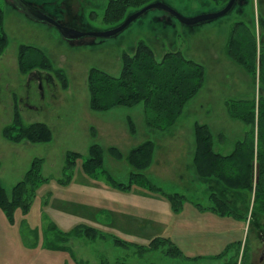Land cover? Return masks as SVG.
Segmentation results:
<instances>
[{
    "label": "rangeland",
    "instance_id": "rangeland-1",
    "mask_svg": "<svg viewBox=\"0 0 264 264\" xmlns=\"http://www.w3.org/2000/svg\"><path fill=\"white\" fill-rule=\"evenodd\" d=\"M54 15L57 10L63 21L71 22L64 12L72 9L83 27L106 31L115 26L104 21L110 0H24ZM164 1L190 18L220 10L210 0H153ZM17 0H0L5 13L4 27L9 45L0 57V178L9 196L25 177L36 158L43 159L42 173L49 181L39 187L31 211L16 213L15 224L9 223L0 209V264H79L71 250H56L63 233L78 226H89L124 240L148 245L157 237L170 239L186 258H172L164 250L139 255L136 248L117 246L108 235L97 240L78 239L71 246L80 264H225L237 251L249 250V264L260 261L264 242L253 232L251 218L264 223V216L253 211V194H238L236 204L225 216L211 208L216 205L210 194L213 190L194 182L192 170L195 123L208 124L214 135L217 151L231 153L242 140L247 126L234 119L228 103L259 100L260 82L238 63L229 60V37L237 22L256 35L257 44H264V27H258L259 15L264 18V0H242L230 14L213 21L188 26L167 12L155 9L133 22L125 31L112 38L65 39L53 25L33 19ZM133 13V12H131ZM61 22V21H60ZM139 41L151 45L157 60L166 52H180L206 68L208 83L186 106L178 122L168 131L147 126L143 104L118 106L108 111L90 107L88 74L99 67L118 76L122 55L132 54ZM21 45L43 49L56 68L65 70L69 80L67 90L53 73L35 70L23 75L19 70L18 51ZM264 51V46L262 47ZM264 54V53H263ZM208 78V76H207ZM18 111L26 125L45 123L53 131L47 143L22 141L14 143L3 137ZM136 126L133 134L129 124ZM162 146L166 153L163 165L168 171L156 170L154 164L145 174L163 191L187 197L179 215L162 193L133 186L122 193L101 180L91 187L79 160L71 177L66 180L64 166L68 152L88 157L93 144L102 146L104 169L121 183H128L133 169L125 161L115 159L109 148L117 147L124 155L146 141ZM199 205L203 210L197 208ZM249 210V212H248ZM257 219L255 222L257 223ZM53 224L54 228H49ZM256 225V224H255ZM254 225V227H255ZM243 246L237 250L240 243ZM233 251L225 259L216 258ZM264 261V260H263Z\"/></svg>",
    "mask_w": 264,
    "mask_h": 264
},
{
    "label": "trees",
    "instance_id": "trees-1",
    "mask_svg": "<svg viewBox=\"0 0 264 264\" xmlns=\"http://www.w3.org/2000/svg\"><path fill=\"white\" fill-rule=\"evenodd\" d=\"M230 0H210L222 9ZM259 4L261 0H258ZM153 2V0H110L104 13V21L121 24L131 12H135ZM242 3V0H237ZM40 8H43L40 6ZM72 9L64 12L71 22H65L58 15H54L63 24L83 30H92L83 27L77 21V14ZM5 13L0 7V57L9 45V37L5 31ZM259 26L264 27V18L259 15ZM258 26V27H259ZM257 44L256 35H253L244 22H237L229 37L227 54L230 59L241 65L257 83L260 82L262 94L250 101L228 103L230 114L234 119L242 121L247 126V131L242 140L236 144L234 152L223 155L214 148L215 137L207 124L196 123L194 128L197 152L195 165L198 174L207 179H216L225 188L232 192H248L253 194V211L255 215L264 216V51ZM132 54L124 52L122 55L121 73L114 76L107 71L92 67L88 74L90 90V107L94 111H108L118 106L132 107L143 104L145 120L148 127L159 131H168L184 113L187 104L195 98L205 85L206 68L194 60L185 58L180 52H166L161 60H157L156 52L148 43L139 41ZM18 65L21 74L29 75L35 71L53 73L61 82L63 89L69 87L67 73L62 68H56L46 52L36 46L21 45L18 51ZM129 124L133 134L136 126L130 119ZM3 137L14 143L28 141L31 143H47L53 139L52 129L45 123L26 125L19 112L15 111L13 121L4 127ZM156 145L153 141H146L124 155L117 147L109 148V153L117 160H125L133 169L128 183H121L104 169L105 150L98 144L89 148L88 157L77 152H68L64 166L66 180L71 177L79 160H84L82 166L85 174L92 179L105 182L110 187L120 191H130L133 186L149 188L162 193L172 203L173 210L179 213L183 207L184 196L178 193L167 194L157 186L146 174L154 161ZM43 159L33 160L25 177L13 188L11 196L7 193L0 178V209L5 213L9 223L15 224L16 213L20 209L27 215L32 208L39 187L49 181L42 173ZM1 168V162H0ZM216 209L222 213L229 211L227 203L216 194H212ZM54 228V225H49ZM72 238H86L97 240L106 238L99 230L89 226H78L71 233H63L60 241L53 248L56 250H71L68 242ZM117 246L123 248H136L139 255L148 252L164 250L172 258H186L183 251L168 238H155L148 245L133 244L113 237ZM243 246H240L237 250ZM234 245L228 246L227 252L216 258L225 259L233 251ZM245 247V245L243 246ZM249 250L243 251L241 264H249ZM241 251H237L225 264H239ZM103 264H108L103 260ZM117 264H125L117 262Z\"/></svg>",
    "mask_w": 264,
    "mask_h": 264
},
{
    "label": "water",
    "instance_id": "water-1",
    "mask_svg": "<svg viewBox=\"0 0 264 264\" xmlns=\"http://www.w3.org/2000/svg\"><path fill=\"white\" fill-rule=\"evenodd\" d=\"M21 2L24 9L29 15L38 21L49 23L55 26L61 35L67 40H79L85 37L90 38H112L125 31L133 22L146 15L152 10L159 9L167 12L181 23L188 26H195L201 23L216 20L229 14L235 7L237 0H230L225 7L213 13L200 14L198 16L187 18L183 16L178 10L171 7L164 1H156L150 3L138 11L130 14L121 24L106 31L83 30L73 26H68L60 22L55 16L40 7H35L24 0H17Z\"/></svg>",
    "mask_w": 264,
    "mask_h": 264
},
{
    "label": "crops",
    "instance_id": "crops-1",
    "mask_svg": "<svg viewBox=\"0 0 264 264\" xmlns=\"http://www.w3.org/2000/svg\"><path fill=\"white\" fill-rule=\"evenodd\" d=\"M250 1V3H251V0H249ZM262 2V0L260 1V3ZM43 9V8H42ZM49 13V12H48ZM231 13V12H230ZM229 13V14H230ZM51 14V13H50ZM258 15H260L259 13H258ZM261 16V15H260ZM263 18V17H262ZM256 19H257V17H256ZM260 27V26H259ZM262 46V45H261ZM263 46H264V44H263ZM259 47H260V45H259ZM134 51H135V49H133ZM134 51H132L133 53H134ZM162 59V58H161ZM229 60H231L230 58H229ZM232 61V60H231ZM207 76H208V78H207ZM208 80H209V75H208V73L206 74V81H205V85L208 83ZM205 85H204V87H205ZM203 87V88H204ZM202 88V89H203ZM196 124V123H195ZM195 124L193 125V133H194V128H195ZM208 125V124H207ZM209 126V125H208ZM210 127V126H209ZM211 128V127H210ZM211 131H212V129H211ZM212 133H213V131H212ZM246 133V132H245ZM213 135H214V133H213ZM195 136V135H194ZM214 137H215V135H214ZM155 143V142H154ZM143 144V143H142ZM236 144H237V142H236ZM236 144L234 145V147H233V149H232V151H231V153H228V154H223V153H221V152H219V151H217L216 149H215V151H217V152H219V153H221V154H223V155H230V154H232L233 152H234V150H235V148H236ZM141 145V144H140ZM155 145H156V148H155V155H154V157H155V167H156V170H161L162 172H165V171H168L169 169H170V166L169 165H163L164 163H165V160H166V153H165V151L163 150V148H162V146H157V144L155 143ZM194 145H195V149H194V156H193V163H192V165H191V167H192V170H193V172H194V175H195V178L193 179V181L194 182H199V183H201V184H203V185H205L206 187H207V190H213V192H211V194H210V196H211V198H212V194H216L221 200H223L224 202H226L227 203V207H229V209H230V206H233L234 204H236V202H235V198H236V196H238V194H241L240 196H242V195H244V194H242V193H238V192H232V191H230V190H228L227 188H225L224 187V185L222 184V183H220V182H218L216 179H207V178H203V177H201L199 174H198V171H197V168H196V165H195V156H196V152H197V142H196V140H195V142H194ZM215 146V145H214ZM102 147V146H101ZM138 147V146H137ZM136 148V147H135ZM215 148V147H214ZM153 164H154V161H153ZM87 176V175H86ZM88 177V176H87ZM87 179H89V181L90 182H87V184H90V186L91 187H93V188H95V184L96 183H98V182H100V181H98L97 182V180H95V179H92V178H87ZM118 190V189H117ZM120 191V190H119ZM120 192H122V193H128V192H130V191H126V192H124V191H120ZM165 193H167V192H165ZM243 193H247V194H249V197L247 198V200H246V205H248L249 204V198L251 197V194L250 193H248V192H243ZM167 194H175V193H167ZM179 194V193H178ZM181 195H183V194H181ZM164 196V195H163ZM185 198H184V201H183V207H182V209L184 208V205L186 204L185 203V201H187V197L185 196V195H183ZM164 198L165 199H167V197H165L164 196ZM213 199V198H212ZM168 200V199H167ZM169 201V200H168ZM170 202V201H169ZM171 203V202H170ZM171 206H172V209H173V205H172V203H171ZM197 206V208H199L200 210H203V208H201L199 205H196ZM182 209H181V211H182ZM214 212H216L217 214H220V215H223V216H225V214L224 213H222L221 211H218L217 209H216V206H214V207H212L211 208ZM181 211L179 212V213H176V212H174V210H173V212L175 213V214H177V215H179L180 213H181ZM248 212H249V210H248ZM252 219V218H251ZM102 234H104L105 236L106 235H108V236H110V237H117V235H109V234H105L104 232H102V231H100ZM117 238H119V237H117ZM160 238H165V237H160ZM78 239H86V238H72L67 244H68V246H73V242L74 241H77ZM120 240H124V239H122V238H119ZM89 240V239H88ZM124 241H126V242H129V243H133V244H138V243H134V242H130V241H127V240H124ZM132 248H134V247H132ZM231 253V252H230ZM229 253V254H230ZM77 263H81V262H79L78 260L76 261Z\"/></svg>",
    "mask_w": 264,
    "mask_h": 264
},
{
    "label": "flooded vegetation",
    "instance_id": "flooded-vegetation-1",
    "mask_svg": "<svg viewBox=\"0 0 264 264\" xmlns=\"http://www.w3.org/2000/svg\"><path fill=\"white\" fill-rule=\"evenodd\" d=\"M52 15V14H51ZM59 20V19H58ZM60 21V20H59ZM85 38H90V37H85ZM82 39H84V38H82ZM79 40H81V39H79ZM69 41H71V40H69ZM72 41H78V40H72ZM255 219H257V218H253V219H251L253 222H252V225H251V230L253 231V232H255L256 234H258L259 236H260V238H261V236H262V242H264V223H261V222H259L258 220L259 219H257V223L255 222ZM256 224V225H255ZM254 225H255V227H254ZM264 244V243H263ZM264 250H262V253H261V257H260V261L263 263L264 261Z\"/></svg>",
    "mask_w": 264,
    "mask_h": 264
}]
</instances>
